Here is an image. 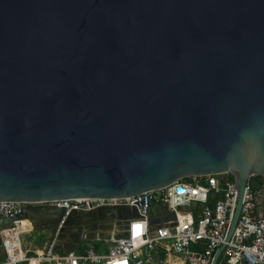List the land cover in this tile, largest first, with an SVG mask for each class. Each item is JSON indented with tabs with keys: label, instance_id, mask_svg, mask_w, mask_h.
Instances as JSON below:
<instances>
[{
	"label": "water",
	"instance_id": "1",
	"mask_svg": "<svg viewBox=\"0 0 264 264\" xmlns=\"http://www.w3.org/2000/svg\"><path fill=\"white\" fill-rule=\"evenodd\" d=\"M217 174L238 192L228 242L247 183L263 187L264 0H0V201L127 198ZM63 214L22 217L52 223L57 245L69 226L125 236L93 231L136 209L73 212L56 234ZM11 226L0 218V234Z\"/></svg>",
	"mask_w": 264,
	"mask_h": 264
},
{
	"label": "built area",
	"instance_id": "2",
	"mask_svg": "<svg viewBox=\"0 0 264 264\" xmlns=\"http://www.w3.org/2000/svg\"><path fill=\"white\" fill-rule=\"evenodd\" d=\"M260 178L264 182V177ZM237 194L230 176L217 174L184 178L165 188L127 198H74L37 203L0 201V218L12 220V226L0 234L3 250L0 264H212L214 254L222 245L216 264H264V217L256 215V192L249 183L236 227L226 242ZM151 203H154L152 215ZM30 206L64 209L56 234L73 212L134 208L136 215L127 220L126 226L122 218L115 222L103 219L111 221L114 231L126 233L109 237L103 252L87 248L81 253L75 250L57 253L53 235L44 251L31 254L20 243L24 221L29 222L27 227H34L30 219L22 217ZM151 220L155 221L153 225Z\"/></svg>",
	"mask_w": 264,
	"mask_h": 264
},
{
	"label": "crops",
	"instance_id": "3",
	"mask_svg": "<svg viewBox=\"0 0 264 264\" xmlns=\"http://www.w3.org/2000/svg\"><path fill=\"white\" fill-rule=\"evenodd\" d=\"M258 180L262 183V186H263L264 184L263 179L260 178ZM255 192H256V215L258 217H264V186L260 190L255 188ZM24 225H25V229H28V231L32 229L36 230L34 227H32V229L30 227H27L29 225L28 221H24ZM106 225L113 226L110 220H103V219L99 220L96 224V228L93 231V235H95V237H98L99 233L101 232L106 233L107 230L102 231L100 228L101 226H106ZM39 229L40 230L38 231H43L46 234L47 239L41 249H37V248L35 250L25 249L26 251H29L31 254L35 252L39 253L41 250H44L47 243L50 241L51 237L53 236L52 230L45 231L43 228H40V227ZM83 240L84 239L79 234L78 228H74L70 226L66 227L65 231L62 233L61 239H59V243L56 245V252L61 254L68 250H75L78 253H81V252H84L87 248H93L97 252L105 251V249H101L100 247H94L93 245L89 243H84Z\"/></svg>",
	"mask_w": 264,
	"mask_h": 264
},
{
	"label": "rangeland",
	"instance_id": "4",
	"mask_svg": "<svg viewBox=\"0 0 264 264\" xmlns=\"http://www.w3.org/2000/svg\"><path fill=\"white\" fill-rule=\"evenodd\" d=\"M34 228L36 230H29L25 229L21 234H20V242H21V246L22 248L25 249H30V250H35L37 249H41L47 239L46 234L43 231H38L39 226H34ZM84 243H89L91 245L94 244V242H96L99 247L101 249H105L108 246V243L102 240H95V241H88V240H83ZM44 250H41L40 252H42Z\"/></svg>",
	"mask_w": 264,
	"mask_h": 264
},
{
	"label": "flooded vegetation",
	"instance_id": "5",
	"mask_svg": "<svg viewBox=\"0 0 264 264\" xmlns=\"http://www.w3.org/2000/svg\"><path fill=\"white\" fill-rule=\"evenodd\" d=\"M118 209H115V212H117ZM109 219V218H107ZM52 223H50L49 221H43L41 223L38 224V226L40 228H43V227H48L50 226ZM77 234V233H76ZM79 234L81 235L82 238H88L89 236H91V233H87L86 231L82 230V231H79Z\"/></svg>",
	"mask_w": 264,
	"mask_h": 264
},
{
	"label": "trees",
	"instance_id": "6",
	"mask_svg": "<svg viewBox=\"0 0 264 264\" xmlns=\"http://www.w3.org/2000/svg\"><path fill=\"white\" fill-rule=\"evenodd\" d=\"M230 179H232V178L230 177ZM255 179L258 180V179H260V177H256ZM93 246L94 247H99V245L96 242H94Z\"/></svg>",
	"mask_w": 264,
	"mask_h": 264
},
{
	"label": "bare ground",
	"instance_id": "7",
	"mask_svg": "<svg viewBox=\"0 0 264 264\" xmlns=\"http://www.w3.org/2000/svg\"><path fill=\"white\" fill-rule=\"evenodd\" d=\"M6 233V232H5Z\"/></svg>",
	"mask_w": 264,
	"mask_h": 264
}]
</instances>
